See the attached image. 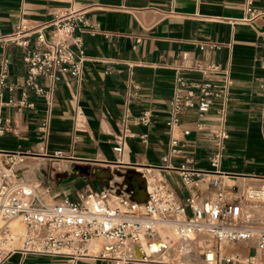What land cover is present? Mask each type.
<instances>
[{
  "label": "crops",
  "instance_id": "crops-1",
  "mask_svg": "<svg viewBox=\"0 0 264 264\" xmlns=\"http://www.w3.org/2000/svg\"><path fill=\"white\" fill-rule=\"evenodd\" d=\"M253 5L261 15L245 22L240 20L243 0H0L2 31L18 21L30 28H43L55 12L73 8L83 9L86 21L81 33L85 60L80 77H67L58 84L48 110L40 99L31 110L1 104L0 117L10 118L11 130L0 136V149L11 150L19 144L36 150V126L45 119L48 151L63 153V158L46 167L37 187L44 191L42 198L47 202L63 195L73 197L86 185L99 188L96 169L112 172L155 164L168 137L165 120L173 76L177 71L192 75L179 69L187 55L193 60H214L229 73L225 115L229 136L220 170L233 179H224L225 187L234 184L238 191L264 177V0H254ZM208 44L215 46L208 49ZM21 53L16 46L0 47V57H8L9 80L17 85L24 75ZM7 96L3 92L0 101ZM143 110L149 113V124L128 122L133 135L125 137L124 150L116 154L113 146L124 114L138 116ZM206 120L212 123L215 117L208 114ZM139 133L146 134L144 141ZM34 161L27 159L26 164H37ZM34 169L25 167L23 178L36 177ZM161 174L178 198L212 196V189L204 183L186 186L173 171ZM209 245L218 246V257H231L229 262L218 258L216 264H248L247 259L252 260L250 264H264V251L257 249L252 239L219 245L211 241ZM89 249L88 243V256L74 264H118L91 257L96 249ZM178 260L170 254L133 264H198L202 255L184 257L182 263ZM1 264L67 263L59 256L13 250Z\"/></svg>",
  "mask_w": 264,
  "mask_h": 264
},
{
  "label": "built area",
  "instance_id": "built-area-1",
  "mask_svg": "<svg viewBox=\"0 0 264 264\" xmlns=\"http://www.w3.org/2000/svg\"><path fill=\"white\" fill-rule=\"evenodd\" d=\"M253 1L243 0L241 21L261 15ZM83 14V9L73 8L55 12L43 28H30L18 21L7 31L0 29V47L20 48L24 70L21 83L15 84L9 80L8 57L1 55L0 98L3 92L8 96L0 105L31 110L40 99L48 110L58 84L67 77H80L85 60ZM214 46L206 45L208 49ZM179 69L192 75L177 71L173 76L165 150L155 164L131 166L147 185L142 201L116 193L100 180L99 188L86 185L73 197L44 201V191L37 190L41 177L48 165L63 158L61 150L47 149L45 119L36 126V150L19 144L11 150L0 149V264L13 250L59 256L74 264L88 256L87 245L95 238L102 245L90 256L118 264L151 262L170 254L182 263V258L197 253L202 255L198 264H216L218 258L229 262L230 256L218 257V246L209 245L211 241L219 245L252 239L256 248L264 251V177L237 191L234 184L225 187L223 180L233 177L220 170L229 136L225 123L231 83L228 70L214 60H193L187 55H183ZM208 114L214 115V122H207ZM187 116L190 118L183 120ZM149 121L147 110L138 116L126 112L113 146L115 153L121 154L125 137L133 135L128 122L148 125ZM10 130V118L0 117V136ZM138 137L144 141L146 134ZM27 159L37 161L36 177L29 180L23 178V169L14 172L16 166H25ZM165 171H173L186 186L204 183L212 189V196L187 194L178 198L161 174ZM14 220L20 222V232L12 228Z\"/></svg>",
  "mask_w": 264,
  "mask_h": 264
},
{
  "label": "bare ground",
  "instance_id": "bare-ground-1",
  "mask_svg": "<svg viewBox=\"0 0 264 264\" xmlns=\"http://www.w3.org/2000/svg\"><path fill=\"white\" fill-rule=\"evenodd\" d=\"M34 162L32 164H26L25 166H16L14 168V172L19 173L25 167L27 169H33L36 166ZM94 174L101 179L102 183L105 186L112 188L116 193L126 195L136 201H142L147 196L146 182L137 171H131L130 169H121L117 171L107 172L96 169L94 170ZM11 226L16 232H20L22 229L18 220L12 221ZM99 244V239H92L89 242V248L96 249Z\"/></svg>",
  "mask_w": 264,
  "mask_h": 264
},
{
  "label": "water",
  "instance_id": "water-1",
  "mask_svg": "<svg viewBox=\"0 0 264 264\" xmlns=\"http://www.w3.org/2000/svg\"><path fill=\"white\" fill-rule=\"evenodd\" d=\"M124 169H130L131 171H135L134 169H131V168H124ZM94 170V169H93ZM115 170H117V169H115ZM115 170H113V171H115ZM103 171H106V170H103ZM96 176V175H95ZM99 180H100V178L98 177V176H96ZM101 182V181H100ZM102 183V182H101ZM103 184V183H102ZM104 185V184H103ZM105 186V185H104ZM105 187H107V186H105Z\"/></svg>",
  "mask_w": 264,
  "mask_h": 264
},
{
  "label": "rangeland",
  "instance_id": "rangeland-1",
  "mask_svg": "<svg viewBox=\"0 0 264 264\" xmlns=\"http://www.w3.org/2000/svg\"><path fill=\"white\" fill-rule=\"evenodd\" d=\"M94 186V185H93ZM100 246V244L98 245V247Z\"/></svg>",
  "mask_w": 264,
  "mask_h": 264
}]
</instances>
